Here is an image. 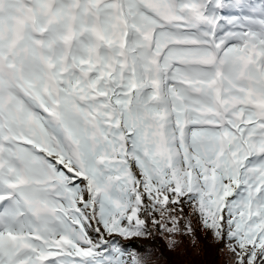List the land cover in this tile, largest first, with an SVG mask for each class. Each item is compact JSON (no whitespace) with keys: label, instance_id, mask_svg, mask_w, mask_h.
Masks as SVG:
<instances>
[{"label":"rangeland","instance_id":"obj_1","mask_svg":"<svg viewBox=\"0 0 264 264\" xmlns=\"http://www.w3.org/2000/svg\"><path fill=\"white\" fill-rule=\"evenodd\" d=\"M27 1L34 31L0 0V264H128L105 232L157 191L263 246L264 0Z\"/></svg>","mask_w":264,"mask_h":264},{"label":"trees","instance_id":"obj_2","mask_svg":"<svg viewBox=\"0 0 264 264\" xmlns=\"http://www.w3.org/2000/svg\"><path fill=\"white\" fill-rule=\"evenodd\" d=\"M105 175L106 180L110 178L114 181L118 175H122L125 179L123 185L129 182L125 171ZM127 189L131 190L130 183ZM191 196L186 194L177 199L172 196L171 199L160 191L150 193L147 197L153 215L145 211L141 222L129 223L126 219L120 225L109 224L103 247L124 251L129 256L128 264H264L261 239L252 243L250 252L245 250L252 240L250 234L243 241L235 243L234 236L239 228L234 223V215L229 213V206L224 209L222 220L215 221L203 205L204 195L199 193L197 199ZM229 202L232 200H227L226 204ZM242 216L239 214L240 220L246 224ZM92 237L96 241L97 236ZM86 263H93V260Z\"/></svg>","mask_w":264,"mask_h":264}]
</instances>
